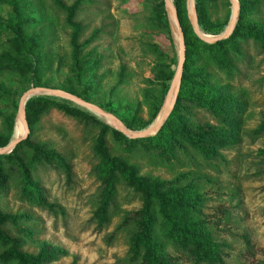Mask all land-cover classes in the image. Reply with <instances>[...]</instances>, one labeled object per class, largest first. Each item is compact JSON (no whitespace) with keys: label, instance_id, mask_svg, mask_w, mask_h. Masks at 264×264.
<instances>
[{"label":"rangeland","instance_id":"rangeland-1","mask_svg":"<svg viewBox=\"0 0 264 264\" xmlns=\"http://www.w3.org/2000/svg\"><path fill=\"white\" fill-rule=\"evenodd\" d=\"M11 1L0 0V141L9 135V125L13 132L19 99L33 86L74 95L83 92V99L114 114L132 131L153 121L149 122L163 105L178 62L174 30L164 3L160 4L163 0H88L80 4L72 19L81 27L75 55L72 29L57 0H16L24 23L22 35L29 43L15 46L5 28L11 22ZM58 1L70 6L75 0ZM194 1L195 7L197 4L205 12V30L199 25L204 33L216 35L226 29L231 16L229 0ZM248 1L254 3L244 21L250 28L264 29V0ZM176 12L179 22L192 31L186 0L181 18ZM248 33L237 50H229L228 69L202 53L193 62L194 68L210 73L211 83L223 87L239 106L238 142L220 149V156L205 158L186 147L166 161L141 150L125 153L111 131L103 137L109 154L136 166L138 176L169 181L188 174L199 194L197 217L220 245L225 264H264V131L255 132L264 122V46L255 32ZM30 42L34 44L30 46ZM11 62L33 66L35 72ZM170 72L171 78L165 79L163 75ZM37 96L54 98L33 97ZM54 99L90 113L68 100ZM191 112L194 120L217 124L202 109L192 107ZM100 133L98 125L84 124L57 109L48 110L36 124L33 141L60 154L70 165L71 177L67 179L56 166L35 169L31 178L50 208L28 202L16 179H7V189L0 195V212L23 215L20 225L30 228L33 241L9 227L3 230L21 241L22 252L36 255L45 243L68 252V256L45 264H70L74 257L77 264H131L130 227L121 228L120 224L128 212L140 208L141 198L119 182L109 221L100 224ZM20 152L30 155L28 150ZM0 175L10 176L9 168L1 167ZM165 244V251L177 258L175 264H193L170 243ZM7 248L0 246V253Z\"/></svg>","mask_w":264,"mask_h":264},{"label":"trees","instance_id":"trees-1","mask_svg":"<svg viewBox=\"0 0 264 264\" xmlns=\"http://www.w3.org/2000/svg\"><path fill=\"white\" fill-rule=\"evenodd\" d=\"M240 4L239 18L232 34L216 43H205L196 37L185 22H181L185 40V62L182 79L175 105L158 132L144 138H127L117 130L112 129L94 115L69 106L50 98L37 96L29 99L25 104V117L28 124V136L16 145L8 154L0 155V168L7 166L10 176L0 175V195L7 189V179H16L20 193L28 202L41 207L50 208L44 201V196L36 180L32 179L35 169L40 166H56L61 168L67 179L71 177L69 163L55 150L47 149L46 144L33 141L32 135L40 118L50 109H57L62 113L74 117L84 124H96L100 127L97 150L100 154L99 168L103 171V198L97 214L100 224L108 223L109 209L114 205L119 182L123 183L141 198V206L135 211L128 212L120 227H130V255L131 264H175L176 257L165 251V243H170L177 251L183 254L193 264H225L220 245L210 233L203 228L197 215L199 214V194L194 182L188 181V174H180L169 181L149 176H138L136 166L128 164L122 158L111 156L104 146V134L111 131L113 138L121 144L125 153L144 151L163 160L170 161L176 158L177 153L186 151V147L195 150L205 158L220 156V149L227 148L238 142V103L235 98L226 92L223 87L211 83V75L203 68H194V59L200 54L214 60L217 65L229 68V50H237L239 41L255 32V38L263 43L264 29L250 28L244 19L253 8L248 0H238ZM61 9L66 13V23L72 29L71 44L74 55L78 48L75 43L81 27L72 21L80 4L88 0H75L70 6H65L57 0ZM181 18L184 0H173ZM11 22L5 28L12 35L15 46L22 47L28 42L22 35L23 18L16 0L11 1ZM163 5V1L160 2ZM198 23L205 30L203 8L197 6ZM96 30L89 40L93 39ZM86 40V41H89ZM34 43L30 42V46ZM17 67H30L25 64L11 62ZM77 65V62L75 63ZM35 72L32 66L29 68ZM80 71L77 68V76ZM169 80L171 72L163 75ZM34 85H38L35 83ZM83 93V92H82ZM77 95L83 98V94ZM64 100V99H61ZM67 101V100H65ZM70 102V101H68ZM196 107L208 113L217 124L201 122L192 119L191 108ZM155 110L149 122L156 116ZM128 128L131 126L127 125ZM9 135L0 141L5 146L10 141L12 125L8 127ZM264 131V122L255 130ZM21 150H28L29 156H23ZM264 154V151L261 152ZM23 215H10L0 212V246L7 247L0 253L2 264H45L59 257L68 256L64 249L40 244V251L30 255L20 250L21 241L11 238L3 227H9L28 241H33L31 230L21 226ZM70 264H77L74 257Z\"/></svg>","mask_w":264,"mask_h":264},{"label":"water","instance_id":"water-1","mask_svg":"<svg viewBox=\"0 0 264 264\" xmlns=\"http://www.w3.org/2000/svg\"><path fill=\"white\" fill-rule=\"evenodd\" d=\"M163 3L169 15L168 16L169 23L174 30V40L178 48V62L172 80L170 82V86L164 98L163 105L159 110V112L157 113V115L155 116V118L153 119V121L147 127L139 131H132L129 128H127L126 125L120 119H118L114 114L104 110L103 108L97 106L94 103H91L83 99L80 96L65 92L58 88L33 86L23 92V94L19 99L18 107H17L16 117L19 115L22 117L26 131L23 135L11 139L5 146L0 147V155L10 153L19 142H21L28 136L29 129L25 117V104L28 101V99L31 98L33 95H50L53 97L68 100L78 105L79 107L89 111L93 115L97 116L105 124L113 127L115 130L119 131L127 138L135 139V138H144L155 135L158 132V130L161 128V126L164 124L165 120L167 119V117L169 116L175 105L176 98L179 92V87L183 72V65L185 62V50H186L184 33L180 25L173 1L163 0ZM229 3L231 5V16L226 29L219 34L209 35L204 33L199 27L195 1L186 0V9L190 20L191 28L197 38H199L201 41L205 43L212 44L224 40L232 34V32L235 29L236 23L238 21L240 6L238 0H229Z\"/></svg>","mask_w":264,"mask_h":264},{"label":"bare ground","instance_id":"bare-ground-1","mask_svg":"<svg viewBox=\"0 0 264 264\" xmlns=\"http://www.w3.org/2000/svg\"><path fill=\"white\" fill-rule=\"evenodd\" d=\"M33 96H36V95H33ZM113 125H114V123H113ZM25 131H26V129H25L24 121H23L22 117L19 115L15 119L11 139H13V138H15L17 136L23 135L25 133Z\"/></svg>","mask_w":264,"mask_h":264}]
</instances>
